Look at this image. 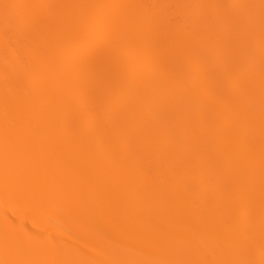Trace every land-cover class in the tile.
Here are the masks:
<instances>
[{
	"label": "bare ground",
	"instance_id": "6f19581e",
	"mask_svg": "<svg viewBox=\"0 0 264 264\" xmlns=\"http://www.w3.org/2000/svg\"><path fill=\"white\" fill-rule=\"evenodd\" d=\"M0 264H264V0H0Z\"/></svg>",
	"mask_w": 264,
	"mask_h": 264
},
{
	"label": "rangeland",
	"instance_id": "374dc122",
	"mask_svg": "<svg viewBox=\"0 0 264 264\" xmlns=\"http://www.w3.org/2000/svg\"><path fill=\"white\" fill-rule=\"evenodd\" d=\"M180 195H178L177 197H179Z\"/></svg>",
	"mask_w": 264,
	"mask_h": 264
}]
</instances>
